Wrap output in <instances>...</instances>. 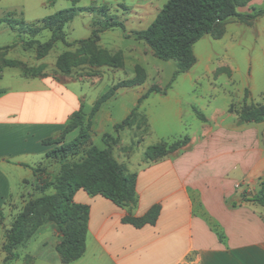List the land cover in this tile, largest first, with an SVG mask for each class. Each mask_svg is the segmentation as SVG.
Listing matches in <instances>:
<instances>
[{
    "label": "crops",
    "instance_id": "crops-1",
    "mask_svg": "<svg viewBox=\"0 0 264 264\" xmlns=\"http://www.w3.org/2000/svg\"><path fill=\"white\" fill-rule=\"evenodd\" d=\"M56 1L0 0V18L9 14L10 18L31 23L56 12L57 9H46L48 4L52 7ZM69 1L77 6L78 0ZM159 1L149 0V6L143 13L144 21L148 16L155 17L161 9ZM252 8H264V0H248L241 13H249ZM43 9L46 12L42 16L17 18L26 11L43 13ZM124 9L128 8L124 6ZM152 20L146 22L145 28ZM237 26L243 27L235 32ZM250 27H254L259 37H264V14L251 24L227 27L222 36V40H226L225 46L248 39ZM114 28L117 27L105 29L99 34L100 47L108 52L122 50L125 58L135 60L140 58L141 50L149 48L143 40L132 35L133 31L144 28L123 30V33ZM89 31L84 38L70 40L65 30L66 40L88 38L91 22ZM0 34L10 39L9 44L0 47L2 261L6 230L26 202L40 194L33 168H42V177L51 178L60 167L57 158L46 155L49 147L42 140L60 135L72 112L81 105L85 112L87 104L90 111L96 99L111 85L100 95L88 98V87L98 84L108 72L90 74L87 63L74 66L67 73L57 68V57L64 51H74L78 47L76 43L67 46L56 41L44 56L37 58L33 47H21L16 31L5 22H0ZM114 38L127 39L129 43L121 46L115 43ZM58 42L61 46L56 47ZM129 46H132V51L124 52ZM54 47L58 50L53 51ZM9 54L12 56L8 57ZM32 55L35 60L27 62L26 59ZM4 60H14L17 64L6 65ZM22 66H41V75H25ZM138 91L136 101L143 89ZM257 92L259 90L252 89V98H256ZM124 93L119 91L102 103L92 117V128L108 129V124L112 127L119 122L116 117L121 113H124L123 118L129 114L132 108L123 102L113 106V102ZM242 98L243 93L238 95L237 100ZM231 102L232 99L221 108L205 109L196 99L188 101L186 110L178 109V116L182 121L184 115L192 113L199 121L196 129L188 135L185 145L155 160L145 161L144 151L160 141L145 145L135 158L133 152L121 151L123 145L119 142L112 146L114 158L127 173L136 176L138 201L129 210L102 195H91L81 188L76 190L73 200L89 205L85 250L78 259L61 262L55 250L59 241L55 224L46 222L15 249L18 257L9 263L22 260L24 264L27 256V264H264V206L242 200L243 192H256L264 179V119L260 122L239 121L238 112L229 110ZM194 107L204 119L198 118ZM74 131L67 133L64 140H71L66 137ZM98 147L103 148L104 143ZM154 204L160 205V211L153 224L136 227L122 220L129 212L133 216H141ZM46 226L50 230L48 233L54 237L52 242L48 241L45 232L39 231ZM39 234L42 236L34 243L33 250H18L28 246L30 240Z\"/></svg>",
    "mask_w": 264,
    "mask_h": 264
},
{
    "label": "trees",
    "instance_id": "trees-1",
    "mask_svg": "<svg viewBox=\"0 0 264 264\" xmlns=\"http://www.w3.org/2000/svg\"><path fill=\"white\" fill-rule=\"evenodd\" d=\"M248 0H167L157 12L149 25L141 30H135L132 35L143 40L153 54L163 60H174L176 69L171 80L160 90L149 87L138 99L137 104L121 121L113 124L114 136L104 133L102 139L104 147L86 145L90 138L92 117L100 108L102 102L113 95L120 86H135L143 82V70L136 67V76L123 80L109 88L99 96L89 114L86 116L82 105L70 114L60 135L42 140L44 144H55L47 151L48 157L57 158L60 162L58 172L51 178L42 177V168H33L36 174L40 194L29 199L23 209L15 216L10 227L5 232L3 251L5 256L0 264H8L18 257L15 249L25 243L36 230L46 222L55 224L59 241L55 246L62 263L78 259L85 250L86 233L88 229L89 205L77 203L73 200L76 190L83 189L91 195H102L112 200L121 208L133 209L138 201L135 191L136 176L127 173L124 166L112 155V146L119 141L118 132L131 124V118L137 114L140 102L152 92L166 93L171 82L179 73L186 72L195 63L193 46L204 35H213L218 38L223 33L219 27L231 18H238L249 23L264 14V8H252L249 13L238 12L239 6H244ZM76 2V0H74ZM79 12L94 14L96 18L91 21V34L86 39L67 41L65 26ZM17 33V42L23 49L34 48L36 57L44 56L56 41L65 45L78 44L74 51L62 52L56 60V66L61 72H69L72 67L81 63L100 65L104 62L116 64L121 58L97 47L101 31L121 27L124 23L114 15H110L106 6H75L57 10L51 15L27 23L23 20L13 19L9 14L1 17ZM219 27V28H218ZM44 29L50 31V37L40 41L37 35ZM5 48V47H4ZM1 49V48H0ZM6 65L17 64L14 60H4ZM25 75H41V66H22ZM200 119L202 113L193 108ZM239 121L260 122L264 119V105H255L251 109L238 112ZM77 130L74 138L65 141V135ZM109 138V139H108ZM189 138L181 141H160L148 146L144 151L145 161L155 160L169 152L185 145ZM83 153L77 161H70L69 155ZM53 188V192L46 193V189ZM242 200L251 201L264 206V179L260 188L254 193L243 192ZM160 205H152L143 215L133 216L126 214L122 220L136 227L144 224H153L159 214ZM0 210V218H1ZM28 263V257L25 263Z\"/></svg>",
    "mask_w": 264,
    "mask_h": 264
},
{
    "label": "rangeland",
    "instance_id": "rangeland-1",
    "mask_svg": "<svg viewBox=\"0 0 264 264\" xmlns=\"http://www.w3.org/2000/svg\"><path fill=\"white\" fill-rule=\"evenodd\" d=\"M166 1H159V8H162ZM71 4L72 2L69 0H58L52 7L48 4L46 9L53 8L60 10L69 7ZM76 5L83 7L91 5L108 7L109 13L124 23V29L121 27L114 28L118 33H123V30L133 28H145L146 22L154 18L151 15L144 21L145 15L143 13L145 12V8L149 6V0H78ZM124 6L129 10L124 9ZM237 9L239 12H244L243 6H239ZM44 12H46L44 9L43 13L26 11L24 14L17 15V18L32 19L37 16H42L41 14H45ZM94 18H96L94 14L81 12L73 22L66 24L65 30L68 38L72 40L86 37L90 32V22ZM252 22L253 20L245 23L238 18H231L219 26L223 28V33L220 37L216 38L213 35H204L196 41L193 46L196 58L193 66L186 72L177 74L165 94L152 92L144 98L138 106L137 114L131 118V124L118 132V142L123 145L121 151L125 152L129 150L133 152V157L135 158L140 155L143 150L142 148L147 144L158 141H167L169 144V142H179L188 137V135H192L199 121L194 119L192 113L184 115L182 121L178 116V109L186 110L187 102H190L192 99L198 100L205 109L208 107L221 108L226 102L232 99L229 110H235L236 112L243 109H251L255 105H264V37H259L254 27H250L248 39L240 42L236 41L230 44L229 47L225 46L226 40H222V36L227 27H234L236 24H251ZM241 27L243 26H237L234 31H240ZM232 35L233 33L229 37L231 38ZM49 37L50 31L47 29L42 30L39 34L40 41H45ZM9 40L6 35L0 34V47L9 44ZM114 41L121 46H127L129 43L127 39L119 40L114 38ZM58 46H61V43L58 42L56 47ZM96 46L102 48L99 42H97ZM56 47L52 50L57 51L58 48ZM127 50L132 51V46L125 47L124 52ZM112 54L119 56L121 62L116 64L104 62L100 65L87 64L86 67L90 74L100 73V71L108 72L98 84L88 87V98L100 95L110 85L109 88L123 80L133 78L136 76L137 66H140L143 70V82L141 84L135 86H120L115 89L113 95L108 99L114 97L119 91L125 93L113 102L114 107L118 102H123L127 107L133 108L137 104L136 95L140 88L143 89L141 95L149 87H157L162 90L171 80L176 69L174 60L160 59L153 52H150L149 48L141 50L140 58L135 60L125 58L122 50L115 51ZM7 56L11 57L12 55L9 54ZM33 60H35L33 55L26 59L29 63L33 62ZM187 74L193 76L188 77L186 76ZM194 78L196 79L193 80ZM86 88L84 86L85 90H87ZM252 89L259 90L256 98H252L251 96ZM241 93H243V98L237 100L238 95ZM85 110L84 113L87 116L89 114V104H87ZM123 114L121 113L116 119L121 121L124 116ZM107 128H92L91 123L90 138L86 145L103 146L104 141L102 135L104 133L112 136L115 135L110 124L107 125ZM75 133H77V130L67 135L66 138L68 140L72 139ZM46 146L50 150L55 144H47ZM82 155L83 153L80 151V153L69 155L68 159L70 161H77ZM53 191V188L50 187L46 189V193ZM39 231L41 233L45 232L48 241L52 242L54 237L48 233L50 231L48 226L41 228ZM41 236L39 234L34 240H30L28 246L20 247L18 250L20 252L33 250L34 243L37 240L39 241ZM22 263V260H16L8 264Z\"/></svg>",
    "mask_w": 264,
    "mask_h": 264
},
{
    "label": "built area",
    "instance_id": "built-area-1",
    "mask_svg": "<svg viewBox=\"0 0 264 264\" xmlns=\"http://www.w3.org/2000/svg\"><path fill=\"white\" fill-rule=\"evenodd\" d=\"M262 142H263V144H264V131H263V133H262Z\"/></svg>",
    "mask_w": 264,
    "mask_h": 264
}]
</instances>
